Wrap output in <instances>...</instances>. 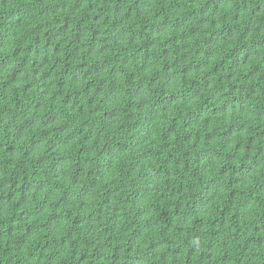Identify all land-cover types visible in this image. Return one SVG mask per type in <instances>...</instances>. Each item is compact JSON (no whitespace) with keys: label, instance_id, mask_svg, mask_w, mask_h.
Listing matches in <instances>:
<instances>
[{"label":"trees","instance_id":"16d2710c","mask_svg":"<svg viewBox=\"0 0 264 264\" xmlns=\"http://www.w3.org/2000/svg\"><path fill=\"white\" fill-rule=\"evenodd\" d=\"M0 264H264V0H0Z\"/></svg>","mask_w":264,"mask_h":264}]
</instances>
